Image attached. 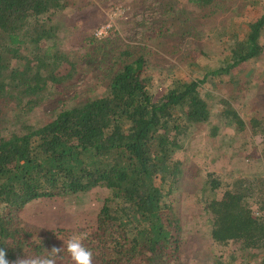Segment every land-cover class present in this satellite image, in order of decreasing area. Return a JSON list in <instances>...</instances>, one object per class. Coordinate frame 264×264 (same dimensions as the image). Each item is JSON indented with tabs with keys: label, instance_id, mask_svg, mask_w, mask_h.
<instances>
[{
	"label": "trees",
	"instance_id": "16d2710c",
	"mask_svg": "<svg viewBox=\"0 0 264 264\" xmlns=\"http://www.w3.org/2000/svg\"><path fill=\"white\" fill-rule=\"evenodd\" d=\"M186 2L210 17L228 0ZM66 4L0 0V248L8 264H20L63 248L79 235L92 252V264H183L184 229L171 202L181 172L176 155L183 140L211 120L200 92L207 77L229 75L263 54L264 9L242 35L231 31L224 66L200 80L175 81L155 96L145 57L126 48L112 57L102 96L62 107L47 123H32L29 116L77 75L72 52L62 47L67 23L56 17ZM107 38L91 36L89 44L97 49ZM64 65L69 71L59 75ZM219 104L218 118L243 132L246 123L230 101L220 98ZM250 122L255 129L257 118ZM217 132L213 127L211 136ZM260 155L264 159V149ZM100 187L108 196L99 205L93 229H44L19 216L36 200ZM220 187L214 174L207 173L199 190L212 259L233 264L234 255L227 263L221 258L237 242L250 262L264 264V177L238 179L221 194ZM56 264L73 262L62 252Z\"/></svg>",
	"mask_w": 264,
	"mask_h": 264
},
{
	"label": "rangeland",
	"instance_id": "374dc122",
	"mask_svg": "<svg viewBox=\"0 0 264 264\" xmlns=\"http://www.w3.org/2000/svg\"><path fill=\"white\" fill-rule=\"evenodd\" d=\"M65 1L66 7L56 17L67 23L62 47L72 52L70 59L78 64L77 75L29 116L32 123H47L62 107L79 106L102 96L112 57L126 48L145 57L155 96L173 87L175 81L200 80L223 65L229 54L231 31L242 35L247 24L264 9V0H228L219 14L209 17L186 0ZM105 25L110 27L106 39L110 40L95 49L89 44L90 37ZM260 44L264 49V33ZM68 71L69 66L64 65L58 74ZM200 92L211 120L183 140L184 148L176 155L181 172L171 197L184 229L180 260L183 264H216L210 253L213 243L201 218L199 190L205 175L213 173L221 183L219 194L238 179L252 174L264 177V159L260 155L264 149V52L229 75L208 76ZM220 98L228 99L245 121L243 132L218 118L222 110ZM254 117L258 123L252 129L250 121ZM213 127L218 129L214 137ZM107 196L108 191L100 187L75 196L36 200L19 216L25 223L44 229L80 233L95 227L99 205ZM230 255L237 258L233 264H253L237 242L225 249L221 261L227 263Z\"/></svg>",
	"mask_w": 264,
	"mask_h": 264
},
{
	"label": "clouds",
	"instance_id": "9594fccd",
	"mask_svg": "<svg viewBox=\"0 0 264 264\" xmlns=\"http://www.w3.org/2000/svg\"><path fill=\"white\" fill-rule=\"evenodd\" d=\"M48 255L21 261L20 264H56L58 258H60L62 252L66 253L73 264H92V252L86 248L79 235L70 237L64 247L53 248L50 251H46ZM6 252L3 248H0V264H8Z\"/></svg>",
	"mask_w": 264,
	"mask_h": 264
},
{
	"label": "built area",
	"instance_id": "2783aa9c",
	"mask_svg": "<svg viewBox=\"0 0 264 264\" xmlns=\"http://www.w3.org/2000/svg\"><path fill=\"white\" fill-rule=\"evenodd\" d=\"M109 30H110L109 25L99 27L98 29L94 30L93 37L97 40H103L107 38L109 34Z\"/></svg>",
	"mask_w": 264,
	"mask_h": 264
}]
</instances>
